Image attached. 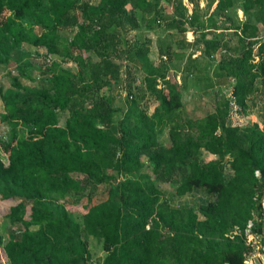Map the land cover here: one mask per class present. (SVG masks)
I'll list each match as a JSON object with an SVG mask.
<instances>
[{
  "label": "trees",
  "instance_id": "trees-1",
  "mask_svg": "<svg viewBox=\"0 0 264 264\" xmlns=\"http://www.w3.org/2000/svg\"><path fill=\"white\" fill-rule=\"evenodd\" d=\"M75 2L0 0V66L13 63L17 71L8 75L9 88L0 90V123L8 127L7 138H0L6 159H0V205L14 227L0 233V261L84 264L87 239L93 238L104 254L99 264H243L251 250L244 228L251 221V232L259 234L263 214L264 109L260 122L243 128L226 125L227 100L215 101L201 118L181 121L179 87L166 78L174 53L160 50L156 62L144 60L146 89L156 102L152 113L128 90L129 103L113 124L111 97H98L118 77L110 60L112 34L137 29L136 13L153 9L152 18L160 17V4L171 7L170 21L177 18L175 24L168 20L166 30L183 33L185 24L198 23L197 15L187 16L180 0H99L80 5L77 22ZM228 7L230 0H217L214 10ZM242 13L264 25V0H242ZM202 25L200 31L211 28V19ZM66 30L70 39L60 35ZM255 31L243 23L232 33L240 46ZM200 36L199 58L186 74L197 75L200 63H211L212 85L231 78L229 98L243 112L253 82L259 79L264 88V42L252 54L254 42L238 50ZM22 44L66 58L76 52V68L57 67L44 78L47 87L33 88L22 82L31 81ZM221 50L214 62L212 55ZM85 52L97 61L84 58ZM134 52V60L144 57L143 48ZM58 113H66L62 122ZM163 130L167 146L157 139ZM200 151L213 158L202 160ZM142 158L151 164L149 173L142 171ZM155 183L172 184L173 195L189 201L169 203ZM87 184L101 186L104 199L86 200L77 215L58 202Z\"/></svg>",
  "mask_w": 264,
  "mask_h": 264
},
{
  "label": "rangeland",
  "instance_id": "rangeland-1",
  "mask_svg": "<svg viewBox=\"0 0 264 264\" xmlns=\"http://www.w3.org/2000/svg\"><path fill=\"white\" fill-rule=\"evenodd\" d=\"M99 0H76V8L72 14L75 16L76 21L79 20L80 5H95ZM183 7L186 9V15H191L194 11L197 15L198 23H203V26H208V18L212 21V27L200 31L197 28L198 23L188 26L185 24L184 32L178 33L176 29L166 30L164 27L171 19L170 6L162 5L160 17L152 18L153 9L148 15H139L136 13V18L139 23L137 29H130L127 32L119 34H112L113 47L111 49L110 60L118 65V74L115 82L110 86H105L98 92V97H111V109L116 110L113 112L111 121L115 124L125 112L126 106L129 103V91L131 96L136 101L139 107L146 109V114L150 115L156 106V102L146 89V74L145 63L156 62L159 58L158 52H172L173 57L167 64L166 78L170 82H174L179 87L180 100L182 108L180 109L179 116L181 121L186 119L201 118L212 110L215 101L227 100L229 101V111L226 118V125L232 127L243 128L253 122L261 121V113L264 109V88L259 79H256L251 87L250 93L245 99V109L240 112L238 107L233 104L229 98V88L232 84L231 78L227 81H222L220 85H212L214 83L211 78L213 65L211 63L198 65L201 72L197 75L186 74L185 68L190 65V61L199 58V41L204 33L207 39H220L221 43L230 48L240 50L247 41L254 42L251 46V53H255L256 46L259 42H264V25L259 19L249 14V19L242 13V0H230V7L225 8L222 12L214 10L217 0H213L210 5H207V0H180ZM156 7H159L157 3ZM154 15V14H153ZM177 18H173L170 22L175 24ZM169 20V21H168ZM158 21V22H156ZM243 23L256 27L255 35L252 38L244 39L242 45L238 46L236 34L232 33L234 28H239ZM189 27V28H188ZM125 29V27H124ZM239 33V30H237ZM62 37H69L71 33L68 30L60 32ZM136 45V46H134ZM136 47L144 49V57L140 60H134L132 55L135 53ZM239 47V48H238ZM20 48L27 51L28 63L30 69L27 74L30 75V80H22L23 83L32 86L33 88L40 89L47 87L44 78L49 75V71L57 67L64 69L76 68L75 62L72 61L74 56L77 55L73 52L70 58L48 55L42 48H33L25 44L20 45ZM61 47H59L60 49ZM134 49V50H133ZM224 52L221 50L212 55V60L216 62L219 56ZM161 54V53H160ZM226 54L234 56L237 51H226ZM175 55V56H174ZM84 58L89 59L91 62L97 61L94 54L85 52ZM165 57V56H164ZM164 57H162L164 59ZM146 60V62L144 61ZM202 60V59H200ZM256 61V57H253ZM191 70V66L189 69ZM17 71L13 63L6 66H0V90L9 88L8 75L15 76ZM196 78H198L196 80ZM160 86V82L157 81ZM157 86V87H159ZM3 112L2 104L0 101V113ZM66 113H58L60 122L64 120ZM8 134V127L0 123V138L6 139ZM161 145L167 146V132L163 130L157 137ZM200 158L204 161L210 160L213 157L204 151H200ZM0 159L5 164L6 159L0 149ZM143 172H150L151 164L142 158ZM223 175L228 178L231 173L226 166L223 170ZM74 178L80 179L81 177L75 175ZM155 186L163 191L165 198L169 203L175 204L177 201H189V198L182 197L178 199L173 195V185L169 183H155ZM105 197L103 188L101 186H93L91 184L84 185L83 190L77 195H70L61 197L58 202L62 203L64 207L77 215L80 207L85 205L88 200L91 202H98ZM87 200V201H86ZM261 207L264 213V197L261 200ZM7 208L0 205V233L5 236L6 231L14 227L6 219ZM87 252L89 255L88 260L84 264H99L103 252L100 243L93 238L87 239ZM0 264H6L5 260H1Z\"/></svg>",
  "mask_w": 264,
  "mask_h": 264
},
{
  "label": "crops",
  "instance_id": "crops-1",
  "mask_svg": "<svg viewBox=\"0 0 264 264\" xmlns=\"http://www.w3.org/2000/svg\"><path fill=\"white\" fill-rule=\"evenodd\" d=\"M259 234L250 231L246 237V243L250 252L245 256L243 264H264V213L262 214Z\"/></svg>",
  "mask_w": 264,
  "mask_h": 264
},
{
  "label": "built area",
  "instance_id": "built-area-1",
  "mask_svg": "<svg viewBox=\"0 0 264 264\" xmlns=\"http://www.w3.org/2000/svg\"><path fill=\"white\" fill-rule=\"evenodd\" d=\"M255 175L257 176V173L255 172ZM251 228H252V222L251 221H248L245 228H244V235L245 237H247L251 231Z\"/></svg>",
  "mask_w": 264,
  "mask_h": 264
}]
</instances>
